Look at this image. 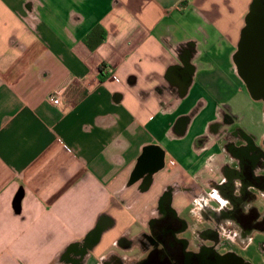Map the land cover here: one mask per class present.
<instances>
[{
	"label": "crops",
	"instance_id": "1",
	"mask_svg": "<svg viewBox=\"0 0 264 264\" xmlns=\"http://www.w3.org/2000/svg\"><path fill=\"white\" fill-rule=\"evenodd\" d=\"M251 2L0 0V264H130L169 187L201 219L194 193L259 145L233 60Z\"/></svg>",
	"mask_w": 264,
	"mask_h": 264
},
{
	"label": "flooded vegetation",
	"instance_id": "2",
	"mask_svg": "<svg viewBox=\"0 0 264 264\" xmlns=\"http://www.w3.org/2000/svg\"><path fill=\"white\" fill-rule=\"evenodd\" d=\"M262 47L259 52L264 55ZM239 132L235 129L223 136L232 144L231 140L241 135ZM244 137L246 143L232 148L238 158L237 167L225 169L221 181L209 192L194 193L201 219L193 235L185 236L188 225L171 207L170 195L175 189L169 187L150 220L143 255L130 264H245L238 258L235 245L247 236L264 232V139L263 146L252 147L251 137ZM215 194L218 198L213 197ZM94 232L75 245L67 258L79 260L91 246ZM261 248L264 255V243Z\"/></svg>",
	"mask_w": 264,
	"mask_h": 264
},
{
	"label": "water",
	"instance_id": "3",
	"mask_svg": "<svg viewBox=\"0 0 264 264\" xmlns=\"http://www.w3.org/2000/svg\"><path fill=\"white\" fill-rule=\"evenodd\" d=\"M247 31L249 34H246ZM261 47L264 48V3L259 0H252L245 16V25L241 30L233 60L237 73L243 80L250 97L254 100L261 99L264 102V55L259 52ZM144 157L145 152L138 159L132 180L137 179L141 175L142 171L140 169ZM162 165L163 157L161 156L159 163L156 162L151 171L159 169ZM19 199L20 196L16 198L18 204ZM238 258L245 264H251L245 262L242 257L238 256Z\"/></svg>",
	"mask_w": 264,
	"mask_h": 264
},
{
	"label": "rangeland",
	"instance_id": "4",
	"mask_svg": "<svg viewBox=\"0 0 264 264\" xmlns=\"http://www.w3.org/2000/svg\"><path fill=\"white\" fill-rule=\"evenodd\" d=\"M254 106H260L261 111L263 110L264 102L263 100H258L257 102L253 101ZM252 113L251 108L247 112L248 114L245 116V121L240 122L241 126H244L245 128L251 129L255 128L256 134H258V144L259 146H263V139H264V120L262 116V122L260 127L257 128V125L252 124L251 121H249V113ZM261 207V204H260ZM186 218L188 219L189 223L191 224V228L185 232V236L190 237L193 235L194 230L196 227L199 226L197 217H195L194 214L188 212V210H185ZM264 243V232H257L251 237V240L246 244H236V251L238 254L243 257L244 259L251 262V264H264V255L262 251V244Z\"/></svg>",
	"mask_w": 264,
	"mask_h": 264
},
{
	"label": "built area",
	"instance_id": "5",
	"mask_svg": "<svg viewBox=\"0 0 264 264\" xmlns=\"http://www.w3.org/2000/svg\"><path fill=\"white\" fill-rule=\"evenodd\" d=\"M112 77L115 80L119 81V79L115 75H113ZM48 100H49V102H51L53 104H58L60 102V97L55 95V94H51V95H49Z\"/></svg>",
	"mask_w": 264,
	"mask_h": 264
},
{
	"label": "trees",
	"instance_id": "6",
	"mask_svg": "<svg viewBox=\"0 0 264 264\" xmlns=\"http://www.w3.org/2000/svg\"><path fill=\"white\" fill-rule=\"evenodd\" d=\"M99 71L102 72L101 67L99 68Z\"/></svg>",
	"mask_w": 264,
	"mask_h": 264
}]
</instances>
